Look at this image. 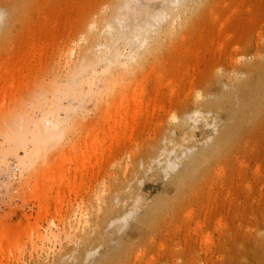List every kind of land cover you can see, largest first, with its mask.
I'll list each match as a JSON object with an SVG mask.
<instances>
[{"label":"rangeland","instance_id":"rangeland-1","mask_svg":"<svg viewBox=\"0 0 264 264\" xmlns=\"http://www.w3.org/2000/svg\"><path fill=\"white\" fill-rule=\"evenodd\" d=\"M123 13L129 26L151 17L161 25L141 60L109 79L96 47ZM90 61L95 98L85 85L91 96L62 100L73 111L56 114L65 135L52 150L71 146V154L52 168L74 192L53 203L52 217L33 218L37 169L0 159V178L17 167L0 187V227L33 216L30 236L0 264H264V0H0V143L10 118L39 119L56 88ZM142 93L149 102L120 107ZM126 115L136 129L112 150L106 141L98 159L87 155L93 167L82 172L72 159L89 136L105 139L106 122Z\"/></svg>","mask_w":264,"mask_h":264},{"label":"bare ground","instance_id":"bare-ground-1","mask_svg":"<svg viewBox=\"0 0 264 264\" xmlns=\"http://www.w3.org/2000/svg\"><path fill=\"white\" fill-rule=\"evenodd\" d=\"M165 15L163 17H165ZM160 20L157 17L156 18L151 17V20L147 21L145 24H136L135 26H129L128 25L129 18L126 14L123 13L118 16L117 23L119 25V28L116 32H114L115 30H113V28L110 26L111 23L108 25L109 27H107V29H108V33L111 35V39L107 40L108 42L106 41L105 43H100L97 45L96 48L98 49L99 57L96 58L97 59L96 63H99V62L105 63L104 64L105 68H103L102 72L105 75L107 74L108 75L107 77L109 79H110L109 73H112L110 72L111 69H117V68L128 69L131 66L127 67V64L131 60L134 61L135 58L140 59V57H142L141 55L146 51L145 47L148 44V42L151 40L152 34H156L161 25V23H159L161 22ZM225 21L227 22L228 20L226 19ZM225 21L223 23H225ZM223 23L221 24V26L223 25ZM93 26H92V29L94 28ZM112 31L113 33H115L116 37L111 34ZM101 38H102V35H101ZM87 39L89 40V37ZM98 47H101V48H98ZM91 51L89 50V52L92 54ZM79 54L80 52L78 51V55ZM138 61L136 59L135 63H137ZM93 64H94V61L93 62L90 61L86 63V65H83V63L79 64L71 72L69 80L62 82L60 85L58 84L60 87L58 86L59 89L57 87L56 88L57 92L53 94L55 103H49V105H47L49 107H47L44 104L43 106H45L46 109L40 104L43 107V108L41 107L43 110H41V116L39 117V119H36L34 116L31 117L26 112L15 114L16 116L13 115L15 118L13 119L10 118L11 121L12 120L13 121L11 124L9 121L8 135H6V137L4 138L6 141H3L4 143H0L1 144L0 145V159L2 161L5 159L6 161L7 158L11 157L12 159L20 161L22 163L23 161H26V163L29 165L30 168L37 169V171L40 173V177L37 178L35 181H31V186L33 184L34 188H33V191L30 192L31 194H30V199H29L30 201H33L34 203L37 204L36 217H33L32 215L29 216L25 224L23 223L16 224L14 226L4 225L3 227H0V256H4L6 252H10L13 248H15V246H17V244L21 241V239L30 236L32 231H30L29 223L32 217L36 218L38 223L42 222L48 216L52 217V215L54 214V213H51L53 203L57 202V200H59L62 195H65L66 190H69L70 194L74 192L72 181H70V179H67L66 178L67 176L64 173H58L57 170H55V168H52L55 162L58 164H63V162L68 157L70 158L71 146L67 145L69 147L62 149V151L57 154L54 153L55 150L53 151L52 148H55L56 145L61 144L63 140V134L65 135V132L63 133V129H62L65 126L63 125L64 124L62 120L63 118L61 119V117L59 118L57 116V115L59 116L61 115L59 111L61 109L64 110L67 116H68V113L73 111V109H71V107L69 106L70 104L67 105L69 107L67 106L65 107V105L62 104L63 103L62 100H64L65 102H68L69 98H71V100H74L78 104H81L83 101H85L86 98H88L92 94H93L92 96L94 97V92L96 91L94 82H96L95 78L96 80L98 78V72L93 68L92 66ZM94 67H95V64H94ZM8 70H9V67L7 68L5 67L4 71L7 72ZM128 71L129 70H127V72ZM123 74L124 73H122V75ZM130 75H131V72H130ZM112 77L114 76L112 75ZM108 78L107 80L109 81ZM110 81L112 83L111 84L112 86L114 84L112 82L113 80H110ZM109 83L110 82L107 83V86L110 85ZM85 85L90 91L91 95H89L88 90L83 91V86ZM54 87H56V85ZM0 89H1L0 91L5 92L6 87L0 86ZM106 89L105 91L109 90V88L107 90ZM100 91H102V89ZM59 92H61V94H59ZM145 93L140 94L141 99L131 98L129 100H121L120 107L125 108L129 106H133L134 108H136V107L142 106L145 102H149L144 97ZM109 108L112 109V107H109ZM134 112H136V110H134ZM133 115L135 116L134 113ZM129 119L130 118H128L126 115V117L123 119L115 120L112 125H110V122L107 121L106 124L109 125V129L106 131L107 134L106 133L103 134V136L106 135L105 139L100 138L102 135L100 137L99 135L96 136L95 134L90 135L88 138L89 140L88 144H85V146L80 148L79 157L72 159L74 164L76 165L77 163H81L82 164L81 171L83 172L84 170H86L88 172L89 171L88 165L89 167L90 166L93 167V165H90L89 163L84 162V160H86L87 155H90L92 157L94 156L95 158L98 159L99 154H101V152L105 150V148H103V144L106 141H110V145L108 148L109 150H112L114 146L118 145V143L115 142L116 138L120 140L121 139L120 137L122 135L124 136L128 134V132L131 131V129L132 130L136 129L135 127L137 126V124L131 125L129 122ZM64 121L66 122V120ZM173 147H175V145ZM175 148H177V146ZM173 151H174V148H173ZM22 153L24 154L23 159H21ZM170 153L171 152H168L167 154L168 157ZM39 162L43 163L42 168L37 167ZM54 184H58L59 188L55 190L54 193H52L51 195H48L47 193H45L44 191L45 189H43V186H46L45 188H51L54 186ZM59 213H60V210L56 212V215H58Z\"/></svg>","mask_w":264,"mask_h":264},{"label":"built area","instance_id":"built-area-1","mask_svg":"<svg viewBox=\"0 0 264 264\" xmlns=\"http://www.w3.org/2000/svg\"><path fill=\"white\" fill-rule=\"evenodd\" d=\"M11 172L10 173H12V175L9 177V178H0V187L2 188V186H3V184H5L4 185V187H6L7 186V184H9V183H11L15 178H16V176H17V167H16V165L15 164H12L11 165ZM0 192H2V191H0Z\"/></svg>","mask_w":264,"mask_h":264}]
</instances>
